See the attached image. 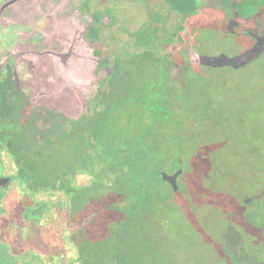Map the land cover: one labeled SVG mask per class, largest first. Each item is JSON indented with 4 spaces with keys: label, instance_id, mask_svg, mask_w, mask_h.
<instances>
[{
    "label": "flooded vegetation",
    "instance_id": "1",
    "mask_svg": "<svg viewBox=\"0 0 264 264\" xmlns=\"http://www.w3.org/2000/svg\"><path fill=\"white\" fill-rule=\"evenodd\" d=\"M225 17L227 33L251 37V47L264 38V0H0L6 256L125 264L153 127L184 112L183 78L205 66L192 58L196 27ZM177 164L156 174L173 193ZM177 172L173 191L162 174Z\"/></svg>",
    "mask_w": 264,
    "mask_h": 264
},
{
    "label": "rangeland",
    "instance_id": "2",
    "mask_svg": "<svg viewBox=\"0 0 264 264\" xmlns=\"http://www.w3.org/2000/svg\"><path fill=\"white\" fill-rule=\"evenodd\" d=\"M253 4L248 13L259 8ZM225 21L196 27V54L233 57L251 47L252 38L228 34ZM183 86L184 112L153 127L148 167L136 185L147 198L130 201L137 222L123 261L264 264V52L238 68L191 67ZM145 121L144 114L135 120L137 132ZM177 161L183 175L173 193L156 174L171 173ZM2 238L0 264H19L3 253L9 245Z\"/></svg>",
    "mask_w": 264,
    "mask_h": 264
},
{
    "label": "water",
    "instance_id": "3",
    "mask_svg": "<svg viewBox=\"0 0 264 264\" xmlns=\"http://www.w3.org/2000/svg\"><path fill=\"white\" fill-rule=\"evenodd\" d=\"M264 51V38H257L256 43L253 47L246 50L245 52L233 56L227 57L225 55H218L213 57H206L202 55H198L195 52L192 54L193 60L197 61L201 65L210 66V67H233L238 68L245 66L252 62L253 60L257 59ZM178 172L174 175H167L165 173L162 174V178L164 181L168 182L172 186V190L176 191V177L178 176Z\"/></svg>",
    "mask_w": 264,
    "mask_h": 264
},
{
    "label": "trees",
    "instance_id": "4",
    "mask_svg": "<svg viewBox=\"0 0 264 264\" xmlns=\"http://www.w3.org/2000/svg\"><path fill=\"white\" fill-rule=\"evenodd\" d=\"M136 222H137V219H136L135 221H133L132 223L135 225V224H136ZM133 224H132V225H133ZM132 225H131V226H132Z\"/></svg>",
    "mask_w": 264,
    "mask_h": 264
}]
</instances>
